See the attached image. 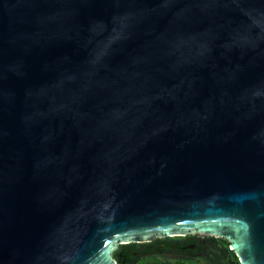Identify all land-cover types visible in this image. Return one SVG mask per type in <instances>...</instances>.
<instances>
[{
	"label": "water",
	"instance_id": "water-1",
	"mask_svg": "<svg viewBox=\"0 0 264 264\" xmlns=\"http://www.w3.org/2000/svg\"><path fill=\"white\" fill-rule=\"evenodd\" d=\"M186 234L264 264V0H0V264Z\"/></svg>",
	"mask_w": 264,
	"mask_h": 264
},
{
	"label": "flooded vegetation",
	"instance_id": "flooded-vegetation-1",
	"mask_svg": "<svg viewBox=\"0 0 264 264\" xmlns=\"http://www.w3.org/2000/svg\"><path fill=\"white\" fill-rule=\"evenodd\" d=\"M228 246L223 238L186 234L119 243L111 256L114 264H239Z\"/></svg>",
	"mask_w": 264,
	"mask_h": 264
},
{
	"label": "trees",
	"instance_id": "trees-1",
	"mask_svg": "<svg viewBox=\"0 0 264 264\" xmlns=\"http://www.w3.org/2000/svg\"><path fill=\"white\" fill-rule=\"evenodd\" d=\"M225 242V241H224ZM226 243V242H225ZM229 247V246H228Z\"/></svg>",
	"mask_w": 264,
	"mask_h": 264
}]
</instances>
